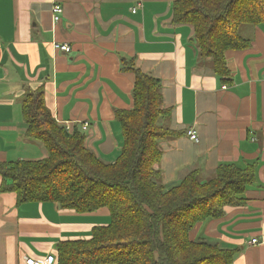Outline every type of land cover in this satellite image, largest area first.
Here are the masks:
<instances>
[{
  "label": "crops",
  "instance_id": "crops-1",
  "mask_svg": "<svg viewBox=\"0 0 264 264\" xmlns=\"http://www.w3.org/2000/svg\"><path fill=\"white\" fill-rule=\"evenodd\" d=\"M174 1L0 0V164L47 157L25 136L21 111L23 97L40 89L55 121L80 131L96 157L113 163L122 144L114 113L132 109L134 76L123 66L133 63L160 81L169 112L159 124L180 133L159 141L165 189L193 170L207 180L221 164L254 167L243 201L197 223L189 239L234 250L231 264H264V25L241 28L250 47L225 53L230 81L223 82L199 61L192 28L173 23ZM53 4L63 8L56 25ZM53 42L68 44L70 53L54 51ZM103 209L77 214L54 203L17 205L15 194L0 193V264L42 261L55 256L60 241L89 238L110 223Z\"/></svg>",
  "mask_w": 264,
  "mask_h": 264
},
{
  "label": "trees",
  "instance_id": "trees-1",
  "mask_svg": "<svg viewBox=\"0 0 264 264\" xmlns=\"http://www.w3.org/2000/svg\"><path fill=\"white\" fill-rule=\"evenodd\" d=\"M172 14L174 24L192 28L199 61L229 82L225 53L250 47L239 30L264 25V0H175ZM123 69L133 74L134 85L132 109L114 113L122 137L116 160L102 161L80 131L59 125L40 89L23 97L21 111L25 136L41 143L47 157L0 164V193L15 194L17 205L54 203L77 214L107 209L110 223L94 227L89 238L57 243L55 264H231L234 250L188 235L197 223L243 201L254 167L221 164L207 180L193 170L165 189L159 141L180 133L159 124L169 112L160 81L133 63Z\"/></svg>",
  "mask_w": 264,
  "mask_h": 264
},
{
  "label": "built area",
  "instance_id": "built-area-1",
  "mask_svg": "<svg viewBox=\"0 0 264 264\" xmlns=\"http://www.w3.org/2000/svg\"><path fill=\"white\" fill-rule=\"evenodd\" d=\"M51 21L53 24H56L58 22H60L61 17L63 15V8L61 7V5L59 4H53L51 7ZM133 13H134V9H133ZM51 47L54 51L62 53V54H68L71 51V48L68 44L66 43H56L53 42L51 43ZM87 123H84L83 129L87 126ZM187 136L189 137V139L193 142L197 141V134L195 132V130L190 129L187 131ZM257 243L256 239H252L251 240V244H255ZM25 264H55V259L54 256H48L45 259H43L42 261H35L33 259L30 258H26L24 259Z\"/></svg>",
  "mask_w": 264,
  "mask_h": 264
},
{
  "label": "rangeland",
  "instance_id": "rangeland-1",
  "mask_svg": "<svg viewBox=\"0 0 264 264\" xmlns=\"http://www.w3.org/2000/svg\"><path fill=\"white\" fill-rule=\"evenodd\" d=\"M56 24H58V23H56ZM55 24V25H56ZM247 27H245V28H242V29H246ZM239 34L241 35L242 34V32H241V30H239ZM60 43V42H59ZM103 211H107L106 209H103Z\"/></svg>",
  "mask_w": 264,
  "mask_h": 264
}]
</instances>
